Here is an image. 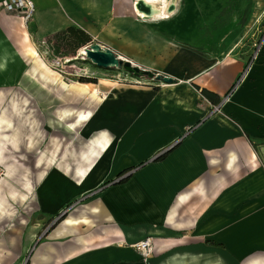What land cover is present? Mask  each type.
Returning <instances> with one entry per match:
<instances>
[{
	"label": "crops",
	"instance_id": "0c3cea01",
	"mask_svg": "<svg viewBox=\"0 0 264 264\" xmlns=\"http://www.w3.org/2000/svg\"><path fill=\"white\" fill-rule=\"evenodd\" d=\"M33 1L36 10L31 23L43 35L67 26L91 30L102 14L110 16L111 29L117 28L119 13L128 15L131 23L168 21L179 3L172 0L168 18H143L136 11L137 0H64L55 16L40 10L45 1ZM251 13L264 16V0H252ZM13 15L0 7V20ZM147 37L149 49L157 44L177 47L174 55L146 68L174 81L119 87L97 106L94 132L87 134L96 151L90 154L91 148L84 156L92 155L91 159L85 158L76 172L69 165L67 177H62L71 195L84 201L62 219L54 236L67 237L68 243L63 241L56 253L48 247L41 254L46 264H231L229 252L208 243L230 237L231 205L240 207L256 193L264 201V67H251L216 113L203 121L213 105L199 89L222 99L244 61L211 60L186 48L187 43L151 33ZM236 41L237 37L232 43ZM65 128L71 129L68 124ZM249 138L263 147V154L255 153ZM167 149L163 158L155 160ZM89 160L93 162L87 167ZM132 167L128 178L118 182V174ZM57 202L71 201L62 196ZM67 217L77 219L76 223L64 224ZM261 237L256 246L263 250ZM145 238L152 241L154 257L144 258L135 246ZM241 249L239 253L247 255L252 246ZM40 253H35L32 264H39Z\"/></svg>",
	"mask_w": 264,
	"mask_h": 264
},
{
	"label": "rangeland",
	"instance_id": "374dc122",
	"mask_svg": "<svg viewBox=\"0 0 264 264\" xmlns=\"http://www.w3.org/2000/svg\"><path fill=\"white\" fill-rule=\"evenodd\" d=\"M63 2L43 0L40 10L55 16ZM251 4L252 0H179L175 16L168 21L131 23L128 15L119 13L116 29L109 28L110 16L102 14L95 28L87 30L94 35L91 42L81 47L66 35L55 34L59 29L38 33L31 23L33 17L25 21L13 15L0 20V75H7L0 77V264H32L40 251L38 263L46 264L41 254L48 247L56 253L63 241L67 245L68 238H56L55 232L64 216L84 200L71 195L62 177H67L69 165L76 172L96 151L87 138L95 129V109L119 87L163 81L136 77L118 66L99 67L81 48L99 43L125 58L138 59L135 64L141 67H156L167 55H174L177 47L157 44L149 49L147 35L151 33L187 43L186 48L207 59L244 61L234 90L254 66L264 67V16L252 14ZM86 17L93 20L91 15ZM257 48L259 54L252 60ZM247 66L252 69L248 71ZM249 142L255 153L263 154L258 142L251 138ZM89 150L92 155L84 158ZM62 196L71 202L60 205L57 201ZM230 208V237L208 244L229 252L231 264L264 262L259 255L264 254V246L263 250L256 246L263 241L264 201L256 193L240 207ZM248 245L252 249L247 255L239 253ZM149 253L143 257L155 256Z\"/></svg>",
	"mask_w": 264,
	"mask_h": 264
},
{
	"label": "water",
	"instance_id": "95a60500",
	"mask_svg": "<svg viewBox=\"0 0 264 264\" xmlns=\"http://www.w3.org/2000/svg\"><path fill=\"white\" fill-rule=\"evenodd\" d=\"M86 56L99 67H122L126 72L133 74L136 77H148L156 78L157 80H163L165 83H172L174 79L167 75H161L155 73L150 69L142 68L141 66L131 62L130 60L123 58L111 48L102 46L99 43H91L84 47Z\"/></svg>",
	"mask_w": 264,
	"mask_h": 264
},
{
	"label": "trees",
	"instance_id": "16d2710c",
	"mask_svg": "<svg viewBox=\"0 0 264 264\" xmlns=\"http://www.w3.org/2000/svg\"><path fill=\"white\" fill-rule=\"evenodd\" d=\"M55 34H63V35H66V38L68 40H75L77 47H81V46L87 45L92 40V36L87 31H85V29L83 30L82 28H77V27H74V26H67L64 29H61V30L57 31ZM233 87H234V84H232L228 88V90L223 95L224 97H222V98H225V97L229 96L230 93H232V91H233ZM195 88L199 89L198 86H195ZM199 91L201 93V96L206 98L208 101H210V103L212 105H219L221 103L222 99L217 94H215V93H213V92H211V91H209V90H207L205 88H200ZM214 113H216V112L212 111V109L210 108L209 112H207V114H206L205 118L203 119V121L206 120L209 116L213 115ZM196 125L197 124H195L194 126H191L190 128H188L187 129V133L192 131L196 127ZM168 150L169 149H167L165 151H162L161 154L159 153L155 157V160H159V159L163 158L167 154ZM132 170H134V167L127 168V169H124L123 171H121L118 174V177H121V178L118 179V182L125 181L128 178V176L131 174ZM110 183L111 182H109V181L105 182L103 187L106 186L107 184H110Z\"/></svg>",
	"mask_w": 264,
	"mask_h": 264
},
{
	"label": "built area",
	"instance_id": "2783aa9c",
	"mask_svg": "<svg viewBox=\"0 0 264 264\" xmlns=\"http://www.w3.org/2000/svg\"><path fill=\"white\" fill-rule=\"evenodd\" d=\"M0 7L3 10H6L7 12H10L16 16H20L25 21L30 20L34 16L36 10V5L33 0H2L0 2ZM262 36L263 35L261 34V38ZM259 51H260L259 48H257L255 54L252 57V60L256 59V57L259 54ZM251 66H247L248 71L250 70ZM227 98L228 96L225 97L224 99L226 100ZM212 107L215 109L219 108L218 105H213ZM151 245H152V241L150 240V238H145V239H141V241L136 243L135 246L137 250L141 252L142 255H148L150 254L149 252L151 251Z\"/></svg>",
	"mask_w": 264,
	"mask_h": 264
},
{
	"label": "bare ground",
	"instance_id": "6f19581e",
	"mask_svg": "<svg viewBox=\"0 0 264 264\" xmlns=\"http://www.w3.org/2000/svg\"><path fill=\"white\" fill-rule=\"evenodd\" d=\"M172 5H173L172 0H137L135 3V7L137 9L136 11L138 12V14H140L139 16L143 18L147 17V15H150L152 17L159 15L162 18H168L172 16V14H170V8ZM148 7L150 8V11ZM156 7H159L158 9L162 8L161 9L162 11L158 12ZM81 52L85 53L84 47L81 48ZM76 220L77 219L75 218L67 217L63 221V223L73 224V223H76L75 222Z\"/></svg>",
	"mask_w": 264,
	"mask_h": 264
}]
</instances>
